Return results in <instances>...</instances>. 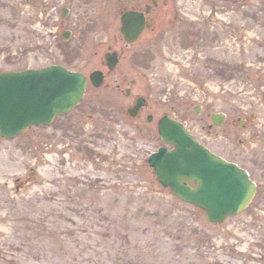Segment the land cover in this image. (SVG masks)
I'll return each instance as SVG.
<instances>
[{
    "label": "rangeland",
    "instance_id": "rangeland-1",
    "mask_svg": "<svg viewBox=\"0 0 264 264\" xmlns=\"http://www.w3.org/2000/svg\"><path fill=\"white\" fill-rule=\"evenodd\" d=\"M34 3L0 0V73L54 63L86 74L106 71L66 66L54 53L64 43L46 27V6ZM167 4V16L179 23L163 29L168 33L162 42L145 48L154 66H129L136 85L127 83L134 96L149 98L153 125L130 118L132 100L104 85L90 88L81 104L51 126L10 140L0 137V264H199L202 258L208 264H255L252 253L264 242L251 235L247 215L229 218L223 227L208 226L201 211L160 186L148 159L165 146L158 120L164 114L181 117L171 110L174 103L250 95L247 76L264 66V0ZM89 5H82L77 31H106L107 22L88 18ZM60 8L52 10L56 17ZM209 17L211 28L203 23ZM215 20L238 25L240 32L234 40L227 30L220 54L206 50L208 59L198 55L197 65L189 32L203 30L199 24L213 29Z\"/></svg>",
    "mask_w": 264,
    "mask_h": 264
},
{
    "label": "flooded vegetation",
    "instance_id": "flooded-vegetation-1",
    "mask_svg": "<svg viewBox=\"0 0 264 264\" xmlns=\"http://www.w3.org/2000/svg\"><path fill=\"white\" fill-rule=\"evenodd\" d=\"M28 1L30 6L35 4L34 0ZM38 1L46 6L42 12V17L47 22L46 27L55 30L56 32L52 31V33H56L58 35L56 37L64 43L63 47H59L54 52L56 56L61 57L66 66H102L101 69L106 71L101 70L104 73V80L99 89L105 85L112 89L114 94H120L122 99L132 100L129 108H133L137 100L144 97L146 101L134 118L138 119L142 125L143 123L153 125L154 109L150 105L149 98L134 96L127 83L131 84V87L136 85L134 79L130 80L134 70H130L129 66H154L155 58L148 53L145 54V48L147 50L151 45L155 46V43L157 45L162 42L163 34L168 33L163 29L179 23L177 18H173L172 21V18L167 16V0ZM88 2L90 3L88 10L90 14L86 12L90 15L88 18L107 22L109 25L106 31L95 30L83 33L77 31L82 19V5ZM36 6L40 8V5L36 4ZM59 7H61L60 17H56L52 10ZM213 11L219 10L213 7ZM130 12L138 13L141 17L142 30L135 38L132 31L128 32V35L122 32L123 17ZM88 18L84 20L89 22ZM206 19L203 23L209 24L211 28L210 17ZM189 23L191 27L193 22L189 21ZM213 24V29L205 30L199 24L196 28L203 30L189 32L188 47L196 56L197 65H199L198 55L208 59L205 56L206 50L213 54H220V50L226 44V38L222 35L227 34V30H229V38L232 39L240 32L238 25L225 26L224 20H215ZM131 25L135 26L136 21H132ZM236 40L240 43L239 39L236 38ZM44 54L48 55V53ZM54 65L64 66L55 63L48 66ZM258 70L247 76L250 82L249 87L252 89L250 95H245V98H242L240 94H224L218 99L204 100L202 105L181 107L174 103L171 110L179 112L181 117H169L181 123L204 147L247 173L249 180L254 184L255 191L251 202L241 215H247L250 218L247 228L252 236L260 239L258 242L261 243L264 242V66L258 67ZM77 72L88 77L84 71ZM88 88H92L89 79L87 90ZM164 116L168 115L164 114ZM225 223L226 221L219 227H223ZM219 235L221 236V233ZM257 247L259 252L252 253L257 258L249 259L255 264L264 260V245ZM225 249L222 248L221 251L225 253ZM198 262L208 264L204 258Z\"/></svg>",
    "mask_w": 264,
    "mask_h": 264
},
{
    "label": "water",
    "instance_id": "water-1",
    "mask_svg": "<svg viewBox=\"0 0 264 264\" xmlns=\"http://www.w3.org/2000/svg\"><path fill=\"white\" fill-rule=\"evenodd\" d=\"M132 21H136L135 26ZM140 22V15L129 14L123 18L122 31L126 35L132 31L135 38L142 30ZM91 80L94 86H100L101 73L92 74ZM86 85L82 74L61 66L1 74L0 136L12 139L28 127L50 125L57 115L70 112L82 101ZM144 102L140 99L129 113L134 116ZM159 134L163 142L174 146L173 150L160 149L149 159L163 187H169L174 196L205 211L212 224L246 208L254 187L245 173L205 149L181 124L168 117L160 121ZM192 183L196 187L192 188Z\"/></svg>",
    "mask_w": 264,
    "mask_h": 264
}]
</instances>
